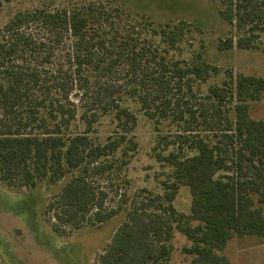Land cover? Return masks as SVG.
<instances>
[{
    "label": "trees",
    "instance_id": "obj_1",
    "mask_svg": "<svg viewBox=\"0 0 264 264\" xmlns=\"http://www.w3.org/2000/svg\"><path fill=\"white\" fill-rule=\"evenodd\" d=\"M78 1L17 12L0 30V183L33 189L72 175L47 206L53 231L106 223L117 212L103 210L105 194L89 174L105 170L94 165L101 159L136 152L129 136L136 117L125 106L132 102L155 125L177 123L184 134L175 136L174 151L154 155L171 169L161 193L141 190L98 263L232 264L223 255L229 241L264 240V120L249 110L262 99L264 80L226 70L221 86L196 98L194 85L219 68L199 53L189 62L169 57L191 33L185 22L156 25L120 0ZM220 5L236 35L218 49H261L264 0ZM108 115L122 133L95 144L90 131ZM76 122L83 133L69 132ZM181 187L190 193L189 214L173 206ZM177 235L186 241L180 262L173 260Z\"/></svg>",
    "mask_w": 264,
    "mask_h": 264
},
{
    "label": "rangeland",
    "instance_id": "obj_2",
    "mask_svg": "<svg viewBox=\"0 0 264 264\" xmlns=\"http://www.w3.org/2000/svg\"><path fill=\"white\" fill-rule=\"evenodd\" d=\"M72 2L79 1L0 0V30L17 12L40 6L55 8ZM120 3H125L129 13L149 17L156 25L187 24L191 33L169 57L189 62L193 54L199 53L207 63L219 68L218 75L211 76L204 84L194 85L196 98H200L208 86H221L228 78L226 70L233 76L251 75L264 80V32L256 39L261 43V49H218L222 40L236 35L235 29L219 17L221 0H120ZM189 102L192 105L195 101ZM125 106L136 117L135 127L129 135L137 145L136 152L133 155L125 152V156L117 152L113 157L101 159L94 165L106 166L105 170L89 174L93 187L98 193L105 194L103 210H116L114 217L102 225L84 224L79 230L65 228L55 233L53 213H46V209L48 205H54L55 196L72 175L53 184L38 182L33 189L15 185L9 188L0 183V264H99V257L124 220L125 210L143 196L141 190L152 195L161 193V184L169 179L171 169L157 163L154 155L176 149L171 143L178 142L177 134H184L181 125L170 121L155 125L136 104L127 102ZM214 108L225 114L231 113L229 105L219 107L214 102ZM249 110L252 119L264 120V93L260 101L250 104ZM112 118L111 115L101 117L92 127L89 138L95 144H104L109 138L114 140L122 133ZM84 130L76 122L69 132L80 134ZM182 154L194 153L183 148ZM190 200L188 188L181 187L173 206L178 212L189 214ZM183 245L186 241L175 236L173 260L176 262L182 260L180 249ZM223 255L232 264H264V240L234 238L226 245Z\"/></svg>",
    "mask_w": 264,
    "mask_h": 264
}]
</instances>
